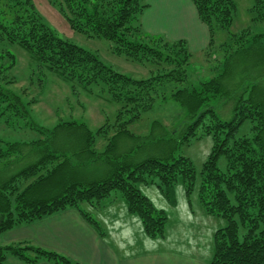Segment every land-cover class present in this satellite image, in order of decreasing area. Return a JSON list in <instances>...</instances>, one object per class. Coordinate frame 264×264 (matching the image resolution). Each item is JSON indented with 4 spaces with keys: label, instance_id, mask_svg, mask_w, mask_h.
Masks as SVG:
<instances>
[{
    "label": "trees",
    "instance_id": "1",
    "mask_svg": "<svg viewBox=\"0 0 264 264\" xmlns=\"http://www.w3.org/2000/svg\"><path fill=\"white\" fill-rule=\"evenodd\" d=\"M50 1L74 31L108 39L115 54L157 69L146 78L119 72L92 50L60 37L43 21L32 0H0V122L23 134L15 140L0 137V236L74 208L104 237L101 222L83 205L93 208L121 196L144 232L151 239L163 238L169 216L141 185L156 186L171 205L177 204L174 188L179 181L192 195L197 171L176 148L211 136L213 146L201 172L199 200L207 214L226 223L215 232L210 264H264V48L247 46V29L241 34L231 32L235 0H191L209 29L210 45L221 29L234 41L221 44L223 61L215 66L214 75L197 79L191 78L193 53L186 40L160 44L143 31L147 0ZM251 12L254 22L264 21V0H256ZM254 39L261 42L264 34ZM12 46L28 54L32 82L36 77L42 86L49 75H55L69 84L73 94L96 91L99 98L117 104L114 120L96 130L78 118L54 125L36 120L33 101L26 99L24 91L9 87L14 80L8 73L19 61ZM251 49H256L259 59L246 65L242 75L240 56ZM170 99L182 106L185 119L173 132L165 129L133 146L131 140L139 136L130 126L158 101ZM229 103L233 117L226 120L220 111ZM247 121L253 123L252 133L240 135ZM148 145L153 153L140 156ZM222 157L226 159L223 169ZM10 256L18 257L20 264H79L26 241L0 243V264H7Z\"/></svg>",
    "mask_w": 264,
    "mask_h": 264
},
{
    "label": "rangeland",
    "instance_id": "2",
    "mask_svg": "<svg viewBox=\"0 0 264 264\" xmlns=\"http://www.w3.org/2000/svg\"><path fill=\"white\" fill-rule=\"evenodd\" d=\"M255 1L256 0H235L236 11L231 32L240 33L247 29V35H245V39H248L247 46L249 47L252 45L251 48H264V40H262L261 43L259 42L260 40L254 39L255 35L260 33L264 34V21L254 22L252 19L253 15L251 7ZM32 2L43 21L54 29L60 37L92 50L98 54L103 62L111 65L117 71L137 78H146L156 71L157 67L154 65L152 66L151 63L143 66L140 63L127 60L124 56L115 54L113 52V42L108 39L88 38L83 33L74 31L71 28L68 19L63 15L58 6L53 4L50 0H32ZM179 9H181V7ZM143 31L148 36H152V38L160 44H165L164 42L166 40L175 41L167 39L162 35L148 33L144 28ZM229 42H234L230 39L229 33L222 29L218 30L213 44L210 45L209 43L208 47H206L203 52H196L195 55L193 54L190 66V69L192 70L191 78L197 79V77L213 76L215 66L223 61L224 50L221 44H227ZM11 49L18 55L19 61L18 66L8 73L9 79L14 80V83L9 84V87L17 92L24 91L23 94L26 99L33 101L31 107L36 120L45 125H54L60 120L78 118L88 122L93 130H96L105 124L106 121L114 120L118 108L117 104H111L109 101L99 98L96 91L94 93H88L80 90L79 94H73L69 84L55 75H49L42 86L38 84L36 77L32 82L29 78L31 70L29 68L30 59L28 54L17 46H12ZM255 50L256 49H251L250 51H247V53L240 54L241 67L243 68L242 75L246 65H250L251 63L254 64L258 61L259 53H256ZM232 108V103L224 106L220 111L221 116L226 120H230L233 117ZM184 119L185 110L177 101L173 99L158 101L150 112L146 113L138 122L130 126V131L139 136L136 140H131V144L136 146L144 141L146 142L152 138H156L162 134L165 129H169V131L173 132L178 124ZM157 121L162 123L164 127L162 128L159 124L155 123ZM252 126V122H245L239 131L240 135L251 134ZM22 136V132H13V130L3 122H0V137L7 140H15ZM100 144H105V141H100ZM212 146V137L206 136L200 140H192L190 143L179 144L176 148L178 153L183 154L192 160L198 176L195 191L190 196L186 194L185 186L182 181H179L176 184L174 189L177 204L171 205L168 201L166 202L156 186L147 187L142 186L143 184L141 185L142 189L147 192L157 206H163L170 217V220L167 224L165 238L155 240L158 241L157 243H147L142 241L140 229L136 226V223H130L131 234L133 237V243L131 245L132 249L141 246L193 250V252H195V249H198L200 250L199 252L201 255L209 249L210 229L204 221V217L208 214H205L206 212L199 200L198 190L202 179L201 172L204 162L206 161ZM148 149H150L149 145L144 149L145 151H141L140 156H142V154H147L149 151ZM149 153H153L152 150L149 151L148 154ZM219 166L222 169L225 168L226 159L224 157L220 159ZM153 193H157V195H154ZM119 199L122 198H118V202H116L115 199L113 200L116 203L113 205L115 208L107 209L104 205L101 206V208H97L98 206L92 208L88 204L83 205V207L90 211L95 218L101 221L102 227L109 232V237L112 234L107 230L109 225L116 226L120 222H118L119 220H116L117 222L111 220L112 217L109 216L108 210L114 211L115 209L118 216L122 215V212H124L120 205L122 200ZM103 203H110V201L109 199H106ZM188 206L191 208V211H193L194 216L192 218L182 219L180 223H178L177 219L179 218L181 211L185 207L187 209ZM95 208L99 210L97 211ZM106 220H108V222ZM214 221L216 222H214L213 225L219 226V228L226 223L225 220L218 217H216V220ZM20 263L21 261L19 258L15 256H10L7 260V264Z\"/></svg>",
    "mask_w": 264,
    "mask_h": 264
},
{
    "label": "crops",
    "instance_id": "3",
    "mask_svg": "<svg viewBox=\"0 0 264 264\" xmlns=\"http://www.w3.org/2000/svg\"><path fill=\"white\" fill-rule=\"evenodd\" d=\"M147 3L149 7L144 11L141 19L145 31L162 35L170 40L185 39L194 55L196 52H203L208 47L210 43L209 29L200 19L196 6L191 0H147ZM180 7L181 9H179ZM144 192L147 194L146 191ZM153 194L157 195V193ZM118 198H115L116 202H118ZM115 201L105 203L104 206L107 209L115 208L113 206L116 204ZM120 205L124 210L122 215L118 216L115 209L114 211L108 210L109 216L112 217L111 220L120 222L116 226L109 225L107 230L112 233L110 237L107 231L106 235L102 237L78 210L68 208L1 234L0 243L12 245L26 241L64 254L79 264H210L214 253V235L219 229V226L213 225L216 222L214 221L216 217L209 214L203 216L210 229V247L202 255L198 249H195V252L149 246L132 249L133 237L130 223H136L141 231L142 241L147 243H157L158 241L151 239L144 232L139 218L128 212L123 200ZM101 206L103 205H99L97 208H101ZM158 207L163 208V206ZM193 216L194 213L188 206L187 209L185 207L181 211L177 221L180 223L182 219ZM108 220L106 221L108 222ZM36 264L52 263L40 261Z\"/></svg>",
    "mask_w": 264,
    "mask_h": 264
}]
</instances>
